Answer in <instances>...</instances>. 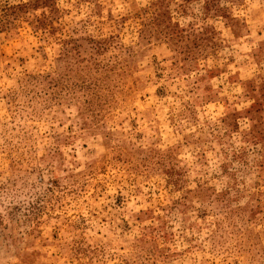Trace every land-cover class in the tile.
Returning a JSON list of instances; mask_svg holds the SVG:
<instances>
[{
    "label": "rangeland",
    "instance_id": "374dc122",
    "mask_svg": "<svg viewBox=\"0 0 264 264\" xmlns=\"http://www.w3.org/2000/svg\"><path fill=\"white\" fill-rule=\"evenodd\" d=\"M0 264H264V0H0Z\"/></svg>",
    "mask_w": 264,
    "mask_h": 264
}]
</instances>
